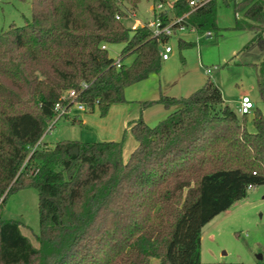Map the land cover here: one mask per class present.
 Masks as SVG:
<instances>
[{"label":"trees","instance_id":"1","mask_svg":"<svg viewBox=\"0 0 264 264\" xmlns=\"http://www.w3.org/2000/svg\"><path fill=\"white\" fill-rule=\"evenodd\" d=\"M21 1L31 18L0 35V264H241L202 263V233L264 185V115L255 110L249 131L248 115L240 120L209 78L189 97L143 103L174 110L154 127L130 123L136 147L126 161L120 142L50 147L42 139L56 104L107 111L125 102L129 86L160 72L170 39L149 28L131 33L116 18L142 0ZM233 6L235 29L251 31L264 53V0ZM171 10L172 18L160 12L164 25L186 16L189 29L220 30L217 0L194 10L177 0ZM113 44L125 46L120 68L102 48ZM257 83L264 103V58ZM70 91L73 101L63 100ZM73 115L64 118L83 124ZM27 188L38 191V247L2 216L8 197Z\"/></svg>","mask_w":264,"mask_h":264},{"label":"rangeland","instance_id":"2","mask_svg":"<svg viewBox=\"0 0 264 264\" xmlns=\"http://www.w3.org/2000/svg\"><path fill=\"white\" fill-rule=\"evenodd\" d=\"M242 1L231 0L228 5L224 0H217V24L220 30L211 32V36L208 32L199 33L189 28L177 29L168 43L173 48L172 61L169 65L163 62L159 73L162 74L165 69L164 76L161 77L163 85L167 80V86L178 89L174 96L178 99L189 97L211 78L222 91L226 104L240 120L243 116L238 111V104L244 96H248L255 104V109L247 117V128L253 132L252 118L255 110L264 115V103L257 83L259 64L264 53L258 42L253 41L251 31L235 29L236 15L233 5ZM160 2L165 3L169 17H173L170 6L174 0H142L137 11L128 10L124 18V24L131 33L155 20L156 13L153 8ZM237 17L241 19L243 14H238ZM30 18L29 1L0 0V35L12 24L23 26ZM180 40L191 43V46L181 49ZM124 47L123 44L109 45L110 57L118 60ZM134 59V56H129L123 64L131 66ZM156 77L157 75L151 79ZM161 79L155 82L147 80L143 84L146 89L142 90L139 82L129 86L126 89L125 102L112 105L107 111L99 106L94 110H76L73 116L81 119L83 124L63 118L44 136L43 142L50 147L62 140L120 142L123 145V157L127 160L134 150L130 123L137 118H144L140 111L144 101L142 98L156 92L160 84L162 85ZM184 81L193 84V89L188 93L181 92ZM138 112V117H133ZM161 120L150 127L156 126ZM2 216L4 219L18 221L22 233L35 247L39 246V197L35 188L11 194ZM204 236L202 263L264 264V185L251 188L245 199L211 221ZM259 255L262 259L258 258Z\"/></svg>","mask_w":264,"mask_h":264},{"label":"built area","instance_id":"3","mask_svg":"<svg viewBox=\"0 0 264 264\" xmlns=\"http://www.w3.org/2000/svg\"><path fill=\"white\" fill-rule=\"evenodd\" d=\"M176 1L177 0H174L173 5L170 6L171 9L174 7ZM210 1L211 0H188V3H189L190 8L192 10H194L195 8H199V7L207 4ZM155 8L159 13L155 17V20L149 25H142V27L140 29L149 28L155 36H165V37L171 39L175 35V31L177 29L188 28L184 24V18L186 16L175 18V19H173L172 23H170L169 25H164L162 17L160 15V12L167 11L165 9L166 8L165 3L160 2ZM116 18L118 20H124V18H122L121 16H117ZM175 26H178V27L175 28ZM137 30H139V29H136L135 31H137ZM191 30H194V29H191ZM211 34H212L211 32H208L209 36H211ZM168 43L169 42L163 44L162 49H161V57H162V60L164 62L170 60L171 55L173 53V48ZM102 48L108 50L109 45H103ZM116 65H117V68L121 67L122 64H121L119 59L116 60ZM74 97H75V92L70 91L64 97H62V99L66 100V99L70 98L72 100ZM84 109L85 108L83 107V105H80V104H74V106H66V105H62L60 103L56 104V106H55L56 114H55V117L53 118L52 122L50 123L47 132L49 133L55 127L57 122L59 120L63 119L66 114L72 115L76 112V110L83 111ZM254 109H255V104L252 102V100L248 96H244L241 99L240 103L238 104V111L242 116L243 115H249L252 112V110H254ZM42 141H43V139H42ZM251 188H254V187H250V189Z\"/></svg>","mask_w":264,"mask_h":264},{"label":"crops","instance_id":"4","mask_svg":"<svg viewBox=\"0 0 264 264\" xmlns=\"http://www.w3.org/2000/svg\"><path fill=\"white\" fill-rule=\"evenodd\" d=\"M154 9V8H153ZM172 59L170 58V60L168 61H165L164 63L166 65H169L171 63ZM164 73H165V69L163 70L162 74L161 73H154V74H151L147 79H145L144 81L142 82H139L138 85L140 86L139 88L142 90V89H146L145 86L143 84H145V82L147 80H160L161 77L163 78L164 76ZM157 75L156 79H151V78H155V76ZM166 76H165V80H166ZM166 84L164 83L163 85V81L161 79V83L162 85L160 84L158 90L155 92H152L150 93L148 96H145L143 97L142 99H144V101H142L143 103L145 102H154V101H158L162 96H169V97H174L176 96L178 92V89L175 90L174 87H169L167 86L168 84V81L166 80ZM160 83V81H159ZM182 87V86H180ZM193 89V84L191 82H186L184 81V87L181 89V92L182 93H188L189 91H191ZM126 93V91H125ZM174 109H167L165 108L162 104H153L147 108H143L140 106V111L143 112V115H144V118L143 120L145 121V123L148 125V126H151L153 125L154 123H156L157 121L161 120V119H165L167 118L172 112H173ZM139 115V112L137 114H135L133 117H138ZM140 118H137L135 120H138ZM135 120H132L135 121ZM44 141V140H43ZM84 142H95V141H89V140H83ZM136 147V142L134 140V146H133V149H135ZM124 158V157H123ZM125 160V158H124ZM126 161V160H125ZM210 224V223H209ZM208 224V225H209ZM208 225L205 226V228L203 229V233H202V240H201V257H202V251H203V243H204V235H205V229L208 227Z\"/></svg>","mask_w":264,"mask_h":264},{"label":"water","instance_id":"5","mask_svg":"<svg viewBox=\"0 0 264 264\" xmlns=\"http://www.w3.org/2000/svg\"><path fill=\"white\" fill-rule=\"evenodd\" d=\"M258 258H259V259H262V256H261V255H259V256H258Z\"/></svg>","mask_w":264,"mask_h":264}]
</instances>
